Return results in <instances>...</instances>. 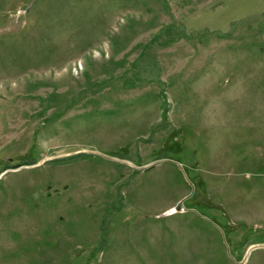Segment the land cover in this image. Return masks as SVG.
I'll return each mask as SVG.
<instances>
[{"label": "rangeland", "instance_id": "1", "mask_svg": "<svg viewBox=\"0 0 264 264\" xmlns=\"http://www.w3.org/2000/svg\"><path fill=\"white\" fill-rule=\"evenodd\" d=\"M0 264H264V0H0Z\"/></svg>", "mask_w": 264, "mask_h": 264}, {"label": "water", "instance_id": "2", "mask_svg": "<svg viewBox=\"0 0 264 264\" xmlns=\"http://www.w3.org/2000/svg\"><path fill=\"white\" fill-rule=\"evenodd\" d=\"M182 205H183V202H180V204L177 206L176 208V211H181L182 210Z\"/></svg>", "mask_w": 264, "mask_h": 264}]
</instances>
